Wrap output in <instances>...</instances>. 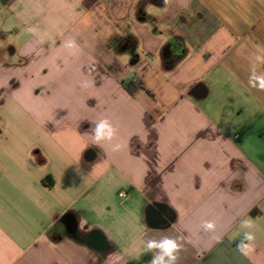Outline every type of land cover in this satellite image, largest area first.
Wrapping results in <instances>:
<instances>
[{
  "label": "crops",
  "instance_id": "crops-1",
  "mask_svg": "<svg viewBox=\"0 0 264 264\" xmlns=\"http://www.w3.org/2000/svg\"><path fill=\"white\" fill-rule=\"evenodd\" d=\"M253 76L264 0H0V264H150L145 242L164 237L176 264H264ZM101 119L118 131L97 145ZM152 205L174 221L151 226Z\"/></svg>",
  "mask_w": 264,
  "mask_h": 264
},
{
  "label": "clouds",
  "instance_id": "clouds-1",
  "mask_svg": "<svg viewBox=\"0 0 264 264\" xmlns=\"http://www.w3.org/2000/svg\"><path fill=\"white\" fill-rule=\"evenodd\" d=\"M168 0H165L167 3ZM64 47L68 49L79 50L78 45L74 40L67 41ZM260 59V57H257ZM262 79L264 77H251L250 84L253 87L257 85L252 83L253 80ZM87 82L82 84V87H87ZM261 90H264V84L260 85ZM93 134V142L97 145H100L102 142H111L117 134L118 129L113 126V124L108 119H101L95 123V126L91 129ZM121 149L119 143L113 145L112 151L118 152ZM76 174L82 176L81 170L79 167L75 169ZM204 230L213 231L215 229V223L212 221H206L202 225ZM242 230L243 236L242 239L236 244L237 250L244 256H250L255 251V240L256 235L253 231H249L254 227L253 221L249 219H244L240 222L239 225ZM218 239V238H217ZM146 250L152 253L150 264H176L178 260V254L181 251L183 245L179 242L178 238L164 237L160 240L149 239L145 242Z\"/></svg>",
  "mask_w": 264,
  "mask_h": 264
},
{
  "label": "water",
  "instance_id": "water-1",
  "mask_svg": "<svg viewBox=\"0 0 264 264\" xmlns=\"http://www.w3.org/2000/svg\"><path fill=\"white\" fill-rule=\"evenodd\" d=\"M173 51L170 45L163 50L164 59L168 60L171 58ZM148 219L153 227L167 226L174 221V216L171 214L169 209L161 205H152L149 209Z\"/></svg>",
  "mask_w": 264,
  "mask_h": 264
},
{
  "label": "trees",
  "instance_id": "trees-1",
  "mask_svg": "<svg viewBox=\"0 0 264 264\" xmlns=\"http://www.w3.org/2000/svg\"><path fill=\"white\" fill-rule=\"evenodd\" d=\"M123 87L125 88V90L131 94V95H134L135 92L142 88L143 87V84L140 83L139 81H136L134 79H131V80H128V81H125L122 83ZM47 179H50V178H47ZM52 185V184H51Z\"/></svg>",
  "mask_w": 264,
  "mask_h": 264
},
{
  "label": "built area",
  "instance_id": "built-area-1",
  "mask_svg": "<svg viewBox=\"0 0 264 264\" xmlns=\"http://www.w3.org/2000/svg\"><path fill=\"white\" fill-rule=\"evenodd\" d=\"M5 1L10 2V1H12V0H5ZM120 196H121V197H125V194L123 193V194H121Z\"/></svg>",
  "mask_w": 264,
  "mask_h": 264
}]
</instances>
